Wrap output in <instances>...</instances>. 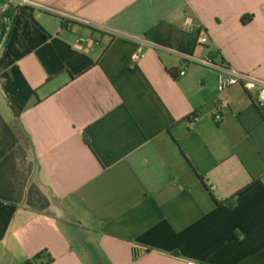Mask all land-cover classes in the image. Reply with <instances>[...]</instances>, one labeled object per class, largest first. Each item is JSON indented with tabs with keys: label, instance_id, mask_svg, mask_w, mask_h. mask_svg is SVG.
<instances>
[{
	"label": "crops",
	"instance_id": "1",
	"mask_svg": "<svg viewBox=\"0 0 264 264\" xmlns=\"http://www.w3.org/2000/svg\"><path fill=\"white\" fill-rule=\"evenodd\" d=\"M28 1L0 11V264H264L256 90L141 44L191 17L196 58L264 81V0Z\"/></svg>",
	"mask_w": 264,
	"mask_h": 264
},
{
	"label": "built area",
	"instance_id": "2",
	"mask_svg": "<svg viewBox=\"0 0 264 264\" xmlns=\"http://www.w3.org/2000/svg\"><path fill=\"white\" fill-rule=\"evenodd\" d=\"M15 1L21 5H27L29 4L28 0H0V11L3 8L4 2H11ZM3 30L1 24H0V32ZM183 30L186 33L192 34L197 31L196 23L193 18L186 17L183 23ZM84 39L81 38L80 42H83ZM151 41L142 39L141 44H150ZM182 57L187 61H193L196 62L202 66L212 68L217 71V87L219 94L223 93L230 87L234 86H241L245 90H256L257 98L256 103L261 108L262 113L264 115V81L254 77L253 75H250L248 73L239 72L233 69H230L226 66L225 63L219 62L216 63L213 59L207 57L203 59H199L193 56H184ZM139 59V53H136L132 56L131 61L133 63L137 62ZM186 74L185 70H182L180 72V76H184ZM228 106V103L223 98H220V106L217 111V116L220 117L222 111ZM214 190V187L211 188ZM189 264H201L196 262H190Z\"/></svg>",
	"mask_w": 264,
	"mask_h": 264
},
{
	"label": "trees",
	"instance_id": "3",
	"mask_svg": "<svg viewBox=\"0 0 264 264\" xmlns=\"http://www.w3.org/2000/svg\"><path fill=\"white\" fill-rule=\"evenodd\" d=\"M1 20L2 18L0 17V21ZM204 34L205 31L203 29H199L192 34L186 33L185 31L179 32L168 23L160 22L146 31L144 37L156 45L174 49L181 55L196 57L195 50L196 48L203 46L201 38ZM215 57H217L216 53L211 54V57L209 58L213 59ZM39 258L40 257L37 256L32 261H27L25 264H37ZM49 262H51V260H48V263Z\"/></svg>",
	"mask_w": 264,
	"mask_h": 264
},
{
	"label": "water",
	"instance_id": "4",
	"mask_svg": "<svg viewBox=\"0 0 264 264\" xmlns=\"http://www.w3.org/2000/svg\"><path fill=\"white\" fill-rule=\"evenodd\" d=\"M0 15H1V13H0Z\"/></svg>",
	"mask_w": 264,
	"mask_h": 264
}]
</instances>
